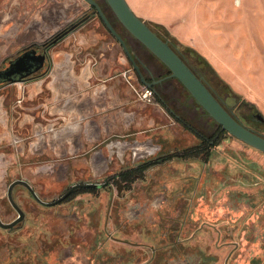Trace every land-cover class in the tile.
Segmentation results:
<instances>
[{"label":"flooded vegetation","instance_id":"1","mask_svg":"<svg viewBox=\"0 0 264 264\" xmlns=\"http://www.w3.org/2000/svg\"><path fill=\"white\" fill-rule=\"evenodd\" d=\"M95 1L131 57L88 1L80 16L46 40L13 48L16 33L6 31L12 50L0 62V70H8L0 90L16 85L19 105L50 90L39 111L53 114L47 129L57 154L40 163L38 176L58 187L49 197L50 187L40 192L25 176L7 181L0 203V264H264V172L247 159L221 158L222 144L233 135L215 119L216 127L205 133L176 112L161 88L177 78L167 77L171 72L163 62L166 70L159 72L144 61ZM99 35L107 36L92 44ZM111 36L116 42L108 47L120 43L142 89L120 60L116 73L109 62L99 68L109 58L100 41ZM148 84L151 101L143 93ZM120 85L126 93L115 90ZM24 87L31 92L25 95ZM139 95L147 106L159 100L197 141L184 145L153 133L161 126L151 113L124 106ZM227 106L264 135V119L253 109L239 113L238 104ZM44 128L39 123V141ZM15 135L25 143L24 135Z\"/></svg>","mask_w":264,"mask_h":264},{"label":"rangeland","instance_id":"2","mask_svg":"<svg viewBox=\"0 0 264 264\" xmlns=\"http://www.w3.org/2000/svg\"><path fill=\"white\" fill-rule=\"evenodd\" d=\"M98 1L105 6L106 12L114 21L117 30L127 39L133 50L144 61L154 64L159 72H164L166 67L163 63L122 25L106 0ZM138 1L146 11L168 22L178 35L198 41L204 32L208 33L210 29L216 30L219 35H227L231 39H235L234 44L237 43L240 47L246 48V50L252 48L254 53L259 55L255 58V61L264 66V0ZM88 7V3L85 0H0V62L12 50V46L9 45V40L7 39L9 36L6 35V31L10 28L14 29V33H16L13 48L17 45H26L35 40H46L66 22L80 16ZM109 39L111 43L116 42L112 36ZM107 50H109L113 73L119 71L117 61L120 60L121 64L124 62V67L129 69L132 79L140 87L138 79L132 71V66L124 59V51L120 43L107 47ZM195 63L197 64L196 61ZM208 73L217 82V74L209 67ZM262 73L264 79V68ZM15 87L16 85H13L0 90V114L4 116L3 120L0 121L1 204L5 202L7 181L20 175L32 179L40 192L46 187H50L51 192L47 195L49 197L55 195V189L58 187L52 185L50 179L47 180L44 176H38L40 163L45 158L57 154L55 152L57 148L53 146L51 134H49L47 129L53 114L46 112V116H43L42 112L39 111L42 108V103L50 94V90L47 89L44 93L41 92L32 98H23L22 105H19L17 102V88L14 89ZM140 88L142 89V87ZM116 89L126 93L122 85L118 88L116 87ZM220 89V93L225 98L227 105L238 104L237 112L246 113L253 109L256 113L264 116V95L258 96L252 103L244 95L235 91L230 94L229 88L224 90L220 87ZM23 90L26 91H24L25 95L31 92L30 87H24ZM161 91L162 97L176 112L181 113L188 121L193 122L205 133L216 127L214 118L203 111L201 105L177 79L165 81ZM124 95L127 96L128 94ZM143 100L144 97L142 95L131 97V100L126 102L124 106L128 110L137 109L142 110L143 113H151L156 118L157 125L161 126L152 131L153 133L167 134L168 140L171 142L178 140L184 145L197 141V137L193 133L188 132L181 124L172 120V117L166 113L159 100L148 106ZM246 102L255 105L256 108H250ZM53 103L54 101L51 102L52 107ZM120 107L122 108L123 104ZM6 108H8L10 116H7ZM118 109L119 104L111 106L109 111L115 114ZM196 113L200 117H196ZM66 117L69 116L67 115ZM62 118L64 119V116ZM39 123H43L44 127H46L44 128L46 129L45 137L43 136L40 141L37 131L44 132L37 130ZM15 132L26 137L24 144L17 142ZM61 141L64 142V138L58 139V144ZM70 141L68 139L65 144L69 149ZM63 145L61 146L63 147ZM222 145L221 151L225 152H218L221 158L224 156H235L241 160L247 159L252 162L254 167L264 172V154L261 151L230 135ZM12 215L13 213L6 215V218H10Z\"/></svg>","mask_w":264,"mask_h":264},{"label":"water","instance_id":"3","mask_svg":"<svg viewBox=\"0 0 264 264\" xmlns=\"http://www.w3.org/2000/svg\"><path fill=\"white\" fill-rule=\"evenodd\" d=\"M86 1L97 7L109 29L131 57L125 40L110 23L98 3L95 0ZM107 2L122 25L167 66L171 72L167 77L177 78L201 107L214 118L224 130L228 131V133L239 140L264 152V135L243 124L232 112V109L221 101L211 90L204 81V78L199 76L191 68L168 40L163 39L157 34L149 23L133 10L127 0H107ZM7 74L8 70H0V78L3 80L8 79ZM148 86L151 87V84H148ZM259 115L264 119L262 114Z\"/></svg>","mask_w":264,"mask_h":264},{"label":"crops","instance_id":"4","mask_svg":"<svg viewBox=\"0 0 264 264\" xmlns=\"http://www.w3.org/2000/svg\"><path fill=\"white\" fill-rule=\"evenodd\" d=\"M133 10L142 18L155 23L163 24L166 28L184 44L190 45L201 53L214 67L222 79H224L231 88L238 94L244 95L250 102L254 103V99L264 94V79L262 64L257 63L256 53L253 49L246 50L240 47L235 39H231L227 35H219L216 30L203 33L198 41L195 39H187L178 35L163 18H157L155 15L146 11L138 0H127ZM107 35H99L98 39L93 41L96 44L99 39L105 38ZM103 41V40H102ZM100 41V48L106 49L108 45H112L110 41ZM105 62H111L110 58H103L99 65L101 69Z\"/></svg>","mask_w":264,"mask_h":264},{"label":"trees","instance_id":"5","mask_svg":"<svg viewBox=\"0 0 264 264\" xmlns=\"http://www.w3.org/2000/svg\"><path fill=\"white\" fill-rule=\"evenodd\" d=\"M148 23L157 34L171 43V45L180 53V55L199 76H202L204 78L206 84L211 88V90L218 96L221 101L225 100V98H223L220 93V87H222V89L224 90L229 88L230 94L234 93V90L231 88V86L224 79H222L220 75H218L217 71L210 64V62L195 48L181 42L164 25L152 21H148ZM195 61L197 62V64L195 63ZM208 67L211 68L215 74H217V82L212 78V75H209ZM246 104H248L250 108H256L255 105L249 102H246Z\"/></svg>","mask_w":264,"mask_h":264},{"label":"built area","instance_id":"6","mask_svg":"<svg viewBox=\"0 0 264 264\" xmlns=\"http://www.w3.org/2000/svg\"><path fill=\"white\" fill-rule=\"evenodd\" d=\"M148 101H151L154 96V90L151 87H145L143 91Z\"/></svg>","mask_w":264,"mask_h":264}]
</instances>
